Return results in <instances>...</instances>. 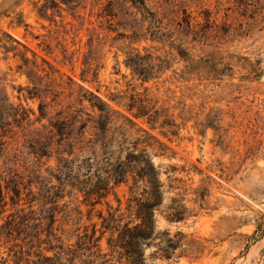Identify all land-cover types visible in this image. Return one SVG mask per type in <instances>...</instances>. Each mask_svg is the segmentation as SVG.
Returning a JSON list of instances; mask_svg holds the SVG:
<instances>
[{
    "label": "rangeland",
    "instance_id": "374dc122",
    "mask_svg": "<svg viewBox=\"0 0 264 264\" xmlns=\"http://www.w3.org/2000/svg\"><path fill=\"white\" fill-rule=\"evenodd\" d=\"M72 1L43 18L44 0H0V264H127L102 216L135 220L142 187L85 190L145 133L164 184L147 263L264 264V0ZM92 105L111 115L102 136ZM178 232L175 257L156 256Z\"/></svg>",
    "mask_w": 264,
    "mask_h": 264
},
{
    "label": "trees",
    "instance_id": "16d2710c",
    "mask_svg": "<svg viewBox=\"0 0 264 264\" xmlns=\"http://www.w3.org/2000/svg\"><path fill=\"white\" fill-rule=\"evenodd\" d=\"M44 1V4H42L38 10L39 15L43 18H47V13L50 10H60L61 5H67L70 9L74 6L72 0ZM131 2L133 5H138L147 10L144 0H131ZM187 24H189L188 21ZM179 55L185 57L184 52H179ZM126 66L130 68L133 74L143 83L148 82V76L154 69V66L151 64L144 63L143 57L139 54L129 56L126 61ZM92 107H97L101 114L99 122L94 128L98 130L102 136L107 132L108 124L112 123L111 115L104 106L92 105ZM129 107L130 111L134 108L137 109V113L134 115L135 119L148 116L151 122L154 121V117L149 114L148 108L144 104H139L134 101V104ZM126 120L132 126H137L132 120L128 118H126ZM62 125L65 124L54 126L58 130L60 136H64L60 130H63L64 126L62 127ZM84 128L83 126L82 129ZM151 139L152 137H150L148 133H145L143 139H137L132 144L131 150L130 148H124L126 152L124 159L120 156L116 161L110 163L112 159L105 157L106 166H104L102 171L107 175L106 179L102 176L97 177L98 181L95 189L89 191L85 190L86 195H98L99 198H102V192L108 189L111 183H113L114 187H117L122 184H127L129 178L133 181V188L130 189L131 192H134V188L139 189L140 186L142 187L141 197L134 196L129 200V205L127 207L128 211L135 209V220L124 222L123 215L119 214L120 208L110 211L108 217L102 216L103 231L101 234L109 231L111 232L108 246L112 252L117 253L120 259L125 260L127 264H148L145 257V248L150 246L147 241L151 239L153 235L154 211L163 204L164 199V193L161 191L164 184L160 179V171L154 165L151 155L148 152V148L151 146L148 144V141ZM123 141L124 140H121L116 143L121 147L122 143H124ZM101 145L104 146L105 144L101 142ZM140 145H142L143 148L139 150ZM162 146L161 144V147ZM81 191L83 190H80V192ZM1 195L2 193L0 191V202L3 201ZM169 210L170 212L167 216L169 222H180L185 219L186 209L184 207L177 206V208H169ZM94 234H96V230H94ZM185 239L186 236L181 232H178L173 238L167 234V238L162 239L157 244L155 255L161 259L172 260L176 252L185 245ZM98 241L99 238L96 242Z\"/></svg>",
    "mask_w": 264,
    "mask_h": 264
}]
</instances>
